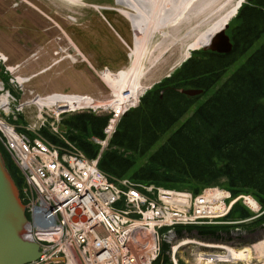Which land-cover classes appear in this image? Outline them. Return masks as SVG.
I'll return each instance as SVG.
<instances>
[{
	"label": "trees",
	"instance_id": "16d2710c",
	"mask_svg": "<svg viewBox=\"0 0 264 264\" xmlns=\"http://www.w3.org/2000/svg\"><path fill=\"white\" fill-rule=\"evenodd\" d=\"M230 34L236 37L232 53L197 51L175 78L185 80L181 84L186 85L189 80L203 76L191 83L210 86L258 39L263 42L195 116L153 153L149 151L160 141L157 136L171 126L172 118L177 115L175 111L183 108V97L172 89L164 100L158 101L157 95L149 92L143 98V106L121 121L110 142L111 149L101 160L100 167L104 171L195 192L218 185L235 194L252 193L264 203V0H248ZM202 54H210L211 58L198 59ZM171 82L174 76L163 84ZM168 99L171 102L166 107ZM91 116L69 115L65 125L70 138L89 157H95L98 146L88 138L103 137L108 116ZM11 170L16 175V169ZM239 209L244 211L238 212ZM248 215L238 203L229 218Z\"/></svg>",
	"mask_w": 264,
	"mask_h": 264
},
{
	"label": "rangeland",
	"instance_id": "374dc122",
	"mask_svg": "<svg viewBox=\"0 0 264 264\" xmlns=\"http://www.w3.org/2000/svg\"><path fill=\"white\" fill-rule=\"evenodd\" d=\"M233 2L234 0H194L174 21L155 33L153 51L145 53L140 64L138 76L140 77L144 72L147 73L140 78V84L154 85L168 76L180 65L179 60L188 42L199 36L215 19L223 16ZM118 9L115 0H82L80 2L74 0H0V55L2 57L0 72L2 73L3 66L5 69L10 67L11 73L9 74L14 76L28 91L36 90L41 95L68 91L87 94L100 101L114 98V90L104 81L102 74L97 73L92 66L97 71L106 66L113 73L131 67L128 64L133 57L131 52L134 31L130 22L125 18L126 16L119 13ZM105 18L111 22L110 26ZM155 45H158L157 50ZM260 45L261 41L257 42L246 55L242 56L224 75L220 83L226 80ZM171 47L172 49L169 50ZM76 49L85 59L77 53ZM128 55L130 62H128ZM160 55H162L161 61L151 68L153 61ZM87 59L90 63L86 61ZM1 73L0 81L4 79ZM25 78L27 81L22 82ZM7 83L10 84V81L7 80ZM161 92L159 90V93ZM28 97L27 93L25 99ZM1 101L0 121L4 120L7 124L14 123L12 113H7L2 109ZM170 102L168 99L166 107ZM37 109L38 107L35 106L32 111L36 114ZM24 113L27 114V111ZM25 116L21 117V120L27 121L28 124L22 122L24 126H21V130L33 135L30 130L32 127L29 125H34L38 121L30 114L29 119L27 115ZM178 120L176 118L175 123ZM175 126L165 129L166 132L157 137L160 139L168 136ZM0 128L2 132L5 131L4 127ZM156 144L150 149V153L156 151L158 147ZM29 197L32 198L31 192H29ZM244 204L247 207H243L244 209L249 212L254 211L249 208L250 205L246 201ZM243 211L239 209L238 212ZM67 239L66 235L65 241ZM249 244L243 247V249L248 248V251L246 259H240L242 262L236 260L222 262L217 261L221 259H217L216 264L263 263L264 243L262 240ZM70 245L68 243L69 250H71ZM230 253L235 255L233 251ZM185 260L194 264L186 255Z\"/></svg>",
	"mask_w": 264,
	"mask_h": 264
},
{
	"label": "bare ground",
	"instance_id": "6f19581e",
	"mask_svg": "<svg viewBox=\"0 0 264 264\" xmlns=\"http://www.w3.org/2000/svg\"><path fill=\"white\" fill-rule=\"evenodd\" d=\"M74 1L80 2L82 0ZM193 1L194 0H115V3L119 7L118 12L126 16L125 18L130 22V26L134 31L133 48L131 52L133 57L130 62L131 67H129L128 69H121L119 72L113 74L105 73L102 76L104 81L114 90V94L118 95L119 93H122V91L128 89L127 94H121V100L124 105L133 104L136 101L138 102V99H140L144 92L147 91V89H151L153 86H143L142 84H140V78L145 76V74L147 73L144 72L139 77L138 72L145 53L153 51V37L155 33H158L159 31H161V28L169 25L172 21H174L179 14H182V12L188 5L192 4ZM242 1L243 0H234V2L231 3L230 9L223 16L215 19L212 24L205 27V29L199 36H197L191 42H188V44L184 48V52H182V56L179 60L180 63L185 61L189 57L190 52L194 49L208 47L213 37L219 31H221L235 16ZM157 46L158 45H155L156 50L158 49ZM171 49L172 47L169 50ZM161 56L162 55H160L153 61V63L151 64V68L157 65V62L161 61ZM46 102V100L42 99L39 102V107H43L44 105H46ZM134 110H136V108H134ZM61 112V108L55 109L56 114ZM253 204L255 206L258 203L255 201L253 202ZM154 219L151 225L147 224L146 220L140 219L133 226L134 234L131 236V238H129V245L127 249V258H129V261L125 264H151L153 255H155L156 250L161 247L160 230L163 226V224L158 219ZM167 219H171V221L173 220L170 217V214H168ZM87 229L89 230L90 227L88 226ZM171 231L176 241H185L190 240L191 238L184 231L178 230L177 228H171ZM47 233L50 241L59 244V250L64 251L68 255L67 257H63L64 261H66L67 264H121L123 261L125 251L124 253H118L117 258H111L110 260H107L106 256L97 257L96 254L100 251H97L96 249L94 250L92 246H89L87 248L88 250H90L91 256L82 253L80 250L76 249L74 240L71 244L76 250L68 253L66 247L67 242L64 239L67 234H69L70 236H74V234L76 233V228L74 226H70L69 228L65 227L63 230L62 226L59 225L57 228L49 229ZM259 233L264 234V231ZM198 235L205 238L201 234ZM249 240H251V238ZM126 243L127 240L125 238H122V244L125 245ZM262 243H264V238L262 240ZM247 249L239 251V254H236L234 252L235 255L230 253L226 257L234 258L238 255L240 259H246L248 251ZM182 252L187 257H192L193 262H195L196 264H201V262H204V264H213L215 262L212 259V257H215V254L210 252L209 250H204L200 244H195L194 248L191 245H187L186 249L184 248ZM262 253H264L263 249ZM58 258L59 257H53L52 259L57 260ZM142 258H144V263H141ZM218 258L222 259L223 256H219ZM218 258L216 257L215 260ZM133 259L134 263H132ZM260 264H264V262Z\"/></svg>",
	"mask_w": 264,
	"mask_h": 264
},
{
	"label": "built area",
	"instance_id": "2783aa9c",
	"mask_svg": "<svg viewBox=\"0 0 264 264\" xmlns=\"http://www.w3.org/2000/svg\"><path fill=\"white\" fill-rule=\"evenodd\" d=\"M38 146L39 148L36 146L30 149L24 143L22 153L26 156H35L41 153V150L42 152L46 150L42 144ZM77 159L78 170L73 175L72 173H62L60 177L63 178L64 176L65 179L55 182L53 190L57 202L52 205H45L40 210V227L43 229L36 228L35 236L42 241H50L47 233L49 229L57 228L59 225L63 228L62 224H66L70 220V224L73 226L79 224L80 228L76 229L74 236L68 234L66 247H68V242L71 244L74 240L76 249L82 253L91 256V252L87 248L92 246L94 250L100 251L97 252V257L106 256L107 260L117 258L118 253L125 251L121 263L125 264L129 261L127 258L129 238L134 234L133 226L138 220H146L147 224L151 225L153 219L157 218L163 226L172 225L177 221H182L184 214L188 213L185 203H175L174 206H178V208L169 205L157 206V204L147 203V198L138 195L136 191L121 192L113 184L105 183L104 176L93 163L84 160L82 157ZM56 168V164L52 162L51 169ZM121 194L126 195V207L111 208V205L121 198ZM144 205L146 208H143ZM60 213L65 215L63 222H60L61 224L58 222ZM134 213L140 216L136 219L133 216ZM168 214L173 219L172 221L167 219ZM72 218L80 221L74 224L71 222ZM88 226L90 227L89 230L87 229ZM102 230L104 233L101 234ZM122 238L127 240L125 245L122 244ZM70 248L68 253L76 250L72 244ZM48 257L52 258L53 256L49 253ZM132 263H134V259ZM141 263H144V258L141 259Z\"/></svg>",
	"mask_w": 264,
	"mask_h": 264
},
{
	"label": "water",
	"instance_id": "95a60500",
	"mask_svg": "<svg viewBox=\"0 0 264 264\" xmlns=\"http://www.w3.org/2000/svg\"><path fill=\"white\" fill-rule=\"evenodd\" d=\"M229 25H226L228 28ZM226 28L218 33L206 49L228 52L232 48ZM201 91L186 90L187 94ZM27 219L20 200L19 190L14 183L0 152V264H23L35 260L39 245L23 237Z\"/></svg>",
	"mask_w": 264,
	"mask_h": 264
},
{
	"label": "flooded vegetation",
	"instance_id": "af4514ba",
	"mask_svg": "<svg viewBox=\"0 0 264 264\" xmlns=\"http://www.w3.org/2000/svg\"><path fill=\"white\" fill-rule=\"evenodd\" d=\"M186 111H188V108H187V107H184V106H183V108H182L181 110H177V111H175V113H177V115L175 114V117L172 118L171 124L175 121V119H176L178 116L182 115V113H184V112H186ZM178 112H179V113H178Z\"/></svg>",
	"mask_w": 264,
	"mask_h": 264
}]
</instances>
